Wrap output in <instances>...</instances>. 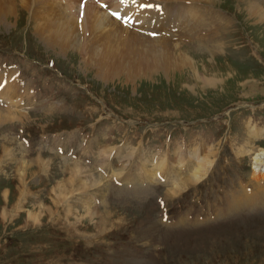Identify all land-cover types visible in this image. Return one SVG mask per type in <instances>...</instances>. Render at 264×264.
Listing matches in <instances>:
<instances>
[{
  "label": "rangeland",
  "instance_id": "1",
  "mask_svg": "<svg viewBox=\"0 0 264 264\" xmlns=\"http://www.w3.org/2000/svg\"><path fill=\"white\" fill-rule=\"evenodd\" d=\"M33 1L0 0L2 61L69 104L23 112L0 75V264H264V0H162L133 28L116 0Z\"/></svg>",
  "mask_w": 264,
  "mask_h": 264
},
{
  "label": "bare ground",
  "instance_id": "2",
  "mask_svg": "<svg viewBox=\"0 0 264 264\" xmlns=\"http://www.w3.org/2000/svg\"><path fill=\"white\" fill-rule=\"evenodd\" d=\"M38 1V0H37ZM82 2V0H39L38 3H34V1L31 3L30 6H62V4H64L65 6H79V4ZM97 1V0H96ZM100 1V0H99ZM24 2V0H23ZM86 2V1H85ZM103 2V1H102ZM116 3L115 6L118 7V5L121 4L120 0H116L115 1ZM25 3V2H24ZM28 3V1H27ZM52 3H55V4H52ZM58 3V4H57ZM97 3V2H96ZM105 3V2H104ZM130 3V2H129ZM95 4V3H94ZM93 3L89 2L87 4L86 3H83V6H96L94 5ZM99 4V3H98ZM113 4V3H112ZM113 4V5H114ZM125 4V3H123ZM121 4V5H123ZM27 5V4H26ZM126 5H129V4H126ZM131 5V4H130ZM100 6V5H98ZM101 9L97 8V7H93V8H89L87 9V14L85 16V19L87 22L89 23H93V29L94 30H101V31H106L109 27V24H110V19H108L107 15L105 16L104 13H102L100 11ZM66 15V14H64ZM98 15L102 16V19L103 21H101V18L98 17ZM143 15V14H142ZM141 15V16H142ZM140 17V16H139ZM127 19V18H126ZM138 20V18H137ZM136 21V20H135ZM144 21V20H143ZM86 22V23H87ZM102 23L104 25H102ZM112 23V22H111ZM91 27V26H90ZM110 30V29H109ZM90 33V32H89ZM101 35V34H100ZM98 38V37H97ZM115 39V38H114ZM107 41V40H106ZM97 42V41H95ZM117 43V42H115ZM99 44V43H98ZM96 51V49H95ZM161 52V50H160ZM95 55V54H94ZM103 55V53H102ZM108 55V54H107ZM5 81V80H4ZM2 89V88H1ZM6 90V89H5ZM7 91V90H6ZM17 92V91H16ZM5 93V92H4ZM1 95H3L1 93ZM5 96V95H4ZM9 99V98H7ZM11 99V98H10ZM5 101V100H4ZM8 101V100H7ZM6 102V101H5ZM9 109V108H8ZM3 110V109H2ZM7 111V110H6ZM9 112V111H8ZM208 159V158H207ZM254 161L252 162V166H253V170H252V175L253 176H264V150H259L257 154H255L254 156ZM202 167V166H201ZM210 167V163H208V165H206V167L202 169H196L195 171H193V175L192 177H194V180L197 182V181H200L201 180V177H203L205 175V172L208 170V168ZM192 179V178H191ZM260 179V178H259Z\"/></svg>",
  "mask_w": 264,
  "mask_h": 264
},
{
  "label": "snow or ice",
  "instance_id": "3",
  "mask_svg": "<svg viewBox=\"0 0 264 264\" xmlns=\"http://www.w3.org/2000/svg\"><path fill=\"white\" fill-rule=\"evenodd\" d=\"M113 15H115V16H117V18H119L117 13H113Z\"/></svg>",
  "mask_w": 264,
  "mask_h": 264
}]
</instances>
